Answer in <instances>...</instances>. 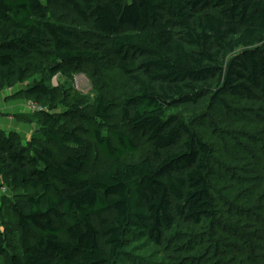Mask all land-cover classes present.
Listing matches in <instances>:
<instances>
[{"label": "trees", "instance_id": "1", "mask_svg": "<svg viewBox=\"0 0 264 264\" xmlns=\"http://www.w3.org/2000/svg\"><path fill=\"white\" fill-rule=\"evenodd\" d=\"M104 62L128 82L118 114L105 94L90 116L74 90L65 95L70 122L99 127L107 163L92 169L80 152L88 131L62 124L59 92L34 77ZM12 81L29 82L19 95L47 111L20 117L42 130L28 144L0 132L1 185L15 194L21 244L12 253L0 235L5 264H124L129 244L163 246L175 228L213 220L212 147L176 111L230 108L227 95L264 102V0H0V83ZM144 142L151 154L127 163ZM256 215L241 232L261 239V253L244 264H264Z\"/></svg>", "mask_w": 264, "mask_h": 264}, {"label": "rangeland", "instance_id": "2", "mask_svg": "<svg viewBox=\"0 0 264 264\" xmlns=\"http://www.w3.org/2000/svg\"><path fill=\"white\" fill-rule=\"evenodd\" d=\"M47 52L46 48L42 49ZM47 56H45L46 58ZM34 63L39 64L40 56ZM47 70L34 77L35 83L44 82L50 88L59 92L58 116H62V124L69 130L74 126L84 127L87 147L80 152L88 159L92 169L107 163V159L94 136L97 126L80 118H72L70 122L64 114L71 109L73 100L66 98V92L72 90L76 99L82 104L84 114L88 116L96 107V100L105 94L113 103L112 114H118L122 102V92L127 87V80L111 64H84L77 67L63 68L53 72V65L46 66ZM29 82L9 84L0 83V94H13L17 90L25 91ZM28 104L29 100L24 99ZM224 100L230 108H223L222 103H216L213 109L192 113L189 110H179L192 128L200 134L212 147L210 161V181L214 203V218L201 226H179L167 234L163 246L136 241L124 249L122 257L124 264H244L249 257L261 253L260 242L257 245L248 242L244 235V227L250 226V217L257 213L252 226L264 229V195L258 192L264 185V102L258 98L243 99L239 96L227 95ZM43 107V106H42ZM45 110H47L45 108ZM30 114H32L30 112ZM115 120L112 124H118ZM35 127L32 138L41 134L34 123H23ZM100 131L110 137L109 132L102 126ZM121 131L128 133L126 127ZM1 132V131H0ZM24 144L32 138L17 134ZM29 139V140H28ZM151 154V146L144 142L140 151L127 156V163H137ZM258 159L259 172L254 171V161ZM0 189L6 188L1 185ZM260 195V196H259ZM15 194L0 197V235L6 238L8 247L14 248L12 253H21L17 228V218L9 209V204L15 200ZM250 208V209H244ZM246 224V225H245ZM238 231V239L231 232ZM239 236H243V240ZM239 240V243L235 241ZM131 254V256H128ZM260 256V255H259ZM0 264H5V258L0 255Z\"/></svg>", "mask_w": 264, "mask_h": 264}, {"label": "crops", "instance_id": "3", "mask_svg": "<svg viewBox=\"0 0 264 264\" xmlns=\"http://www.w3.org/2000/svg\"><path fill=\"white\" fill-rule=\"evenodd\" d=\"M18 91L0 94V131L6 135L21 134L30 139L31 133L34 134L36 129L32 125L23 124L20 119L24 115H30V102L28 104Z\"/></svg>", "mask_w": 264, "mask_h": 264}, {"label": "built area", "instance_id": "4", "mask_svg": "<svg viewBox=\"0 0 264 264\" xmlns=\"http://www.w3.org/2000/svg\"><path fill=\"white\" fill-rule=\"evenodd\" d=\"M47 110H45L44 107H42L41 105H38V104H35V103H32L30 102V112L32 114H35V113H42V112H45ZM8 194V189L7 188H1L0 189V197L3 195V194Z\"/></svg>", "mask_w": 264, "mask_h": 264}]
</instances>
